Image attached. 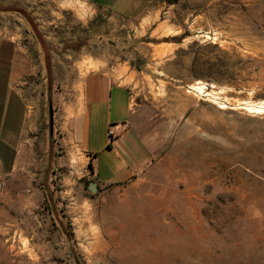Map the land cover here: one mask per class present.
Returning <instances> with one entry per match:
<instances>
[{"label": "rangeland", "instance_id": "obj_1", "mask_svg": "<svg viewBox=\"0 0 264 264\" xmlns=\"http://www.w3.org/2000/svg\"><path fill=\"white\" fill-rule=\"evenodd\" d=\"M34 1L0 0V40L17 35L33 66L12 88L42 120L17 174L0 177V264H264V113L240 108L264 104V0H159V33L81 0L59 14ZM37 15L54 41L32 37ZM54 44L70 65L86 52L129 75L131 124L153 151L132 183L91 194L55 118L48 139L49 103L66 93L63 72L45 68L57 59L41 55ZM197 81L227 108L188 88Z\"/></svg>", "mask_w": 264, "mask_h": 264}, {"label": "crops", "instance_id": "obj_2", "mask_svg": "<svg viewBox=\"0 0 264 264\" xmlns=\"http://www.w3.org/2000/svg\"><path fill=\"white\" fill-rule=\"evenodd\" d=\"M81 1L86 2L94 14L106 13L115 22L144 23L158 33L170 25L167 20H160L164 2L159 0ZM64 3L65 0H35L31 5L34 6L32 9L40 11L48 4L54 14H59ZM38 18L39 15L28 23L32 27V37L35 36L39 43L54 41L42 31L40 25L43 22ZM54 19L52 22H56ZM53 47L43 50L41 55L57 59L45 62L47 73L56 69L63 72L61 82L66 93L56 102L53 123L55 118L54 135L60 136L58 145L66 155L78 160L75 166L69 165L70 168L80 174L88 166L86 175L99 188L132 183L151 163L153 151L131 124L135 108L133 93L127 83L129 75L122 76L121 67L104 68L101 56L86 52L70 65L72 53H64L61 44ZM58 59L68 62L57 63ZM88 60L96 68L82 74ZM30 68L33 69L32 60L26 50L18 46L17 35L0 40V177L3 179L17 174L24 157L22 139L36 134L41 126V117L27 115L23 95L12 88L17 75L29 73ZM52 134L53 129L48 130V139ZM35 140L31 139L32 145Z\"/></svg>", "mask_w": 264, "mask_h": 264}, {"label": "bare ground", "instance_id": "obj_3", "mask_svg": "<svg viewBox=\"0 0 264 264\" xmlns=\"http://www.w3.org/2000/svg\"><path fill=\"white\" fill-rule=\"evenodd\" d=\"M189 89L195 91L196 93L205 94V96L212 98L214 102H216L220 108L225 109L227 108L226 105H223L222 102H217L216 100H220L218 93L213 91V86L211 85V89L207 88V85L203 82L197 81L195 84L188 86ZM220 92V90H219ZM240 108L245 109L246 111L252 113H264V104L262 103H244L243 106Z\"/></svg>", "mask_w": 264, "mask_h": 264}, {"label": "water", "instance_id": "obj_4", "mask_svg": "<svg viewBox=\"0 0 264 264\" xmlns=\"http://www.w3.org/2000/svg\"><path fill=\"white\" fill-rule=\"evenodd\" d=\"M173 1L174 0H172L171 2ZM48 116H49V120H48L49 130L51 132L53 129V109H52L51 103H49V106H48ZM87 189L91 194H94L97 191L98 187L96 183L90 182L87 186Z\"/></svg>", "mask_w": 264, "mask_h": 264}, {"label": "trees", "instance_id": "obj_5", "mask_svg": "<svg viewBox=\"0 0 264 264\" xmlns=\"http://www.w3.org/2000/svg\"><path fill=\"white\" fill-rule=\"evenodd\" d=\"M169 2H171V1H169ZM90 182H93V181H90ZM90 182H89V183H90Z\"/></svg>", "mask_w": 264, "mask_h": 264}, {"label": "flooded vegetation", "instance_id": "obj_6", "mask_svg": "<svg viewBox=\"0 0 264 264\" xmlns=\"http://www.w3.org/2000/svg\"><path fill=\"white\" fill-rule=\"evenodd\" d=\"M168 1H172V0H168Z\"/></svg>", "mask_w": 264, "mask_h": 264}]
</instances>
